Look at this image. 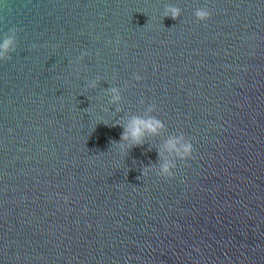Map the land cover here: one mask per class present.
Masks as SVG:
<instances>
[{
	"label": "water",
	"instance_id": "1",
	"mask_svg": "<svg viewBox=\"0 0 264 264\" xmlns=\"http://www.w3.org/2000/svg\"><path fill=\"white\" fill-rule=\"evenodd\" d=\"M11 28L0 264H264V0H0ZM150 105L164 128L115 147Z\"/></svg>",
	"mask_w": 264,
	"mask_h": 264
},
{
	"label": "clouds",
	"instance_id": "2",
	"mask_svg": "<svg viewBox=\"0 0 264 264\" xmlns=\"http://www.w3.org/2000/svg\"><path fill=\"white\" fill-rule=\"evenodd\" d=\"M163 16L164 18L170 17L171 19L176 20L181 16V10L175 6H166ZM210 16L211 14L207 8L197 9L195 12V17L200 22H206L210 19ZM17 31L18 30L15 28L9 29L2 42H0V62L10 60V54L16 51ZM117 43H119V39L117 40ZM86 55H88L87 52L83 53L78 60L82 61ZM135 79L139 81L140 77L136 76ZM88 87L95 89L97 87V81L93 80L89 82ZM107 92L111 96V103H119L121 100V92L119 88L111 87L107 89ZM141 103L143 104L144 101L142 100ZM146 110L149 113L147 117L132 116L127 125H120L124 130L121 134L120 142H112L115 147L119 148L121 151H130L134 147L142 146L147 135L159 134V131L164 128V123L151 115V113L156 111V106L150 105ZM165 150L173 156V160L171 162L165 161L160 166L159 172L156 174L161 178L172 179L177 167L176 162H184L191 159L193 146L191 142L186 140L184 135L181 134L179 136L171 137L165 144ZM159 155L160 154L158 153V156ZM151 172H153L152 168L146 167L143 169L142 176L148 177Z\"/></svg>",
	"mask_w": 264,
	"mask_h": 264
}]
</instances>
